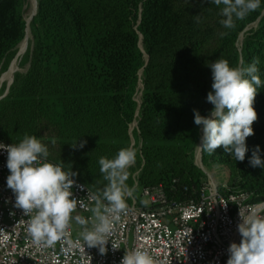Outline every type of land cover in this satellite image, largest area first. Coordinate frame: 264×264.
I'll use <instances>...</instances> for the list:
<instances>
[{"label": "trees", "instance_id": "trees-1", "mask_svg": "<svg viewBox=\"0 0 264 264\" xmlns=\"http://www.w3.org/2000/svg\"><path fill=\"white\" fill-rule=\"evenodd\" d=\"M37 1L33 44L26 56L30 68L15 74L2 104L6 112L15 110L22 131L41 118L58 127L60 153L48 160L77 173L74 177L95 193L107 183L99 158L112 159L128 148V127L138 116L145 159L139 196L143 188L162 184L169 196L188 198L193 186H201L203 174L193 160L202 137L193 110L208 116L214 107L207 101L213 82L208 65L224 58L230 66H247L259 57L258 119L254 135L246 138L244 161H236L222 146L213 155L202 150L201 157L205 165L230 169L233 192L264 199V168L249 163L256 146L264 160V0L231 30L220 24L222 6L211 0ZM26 2L0 0L2 71L26 37ZM224 31L229 34L221 37ZM140 80L138 104L134 95Z\"/></svg>", "mask_w": 264, "mask_h": 264}, {"label": "clouds", "instance_id": "clouds-1", "mask_svg": "<svg viewBox=\"0 0 264 264\" xmlns=\"http://www.w3.org/2000/svg\"><path fill=\"white\" fill-rule=\"evenodd\" d=\"M220 7L224 17L220 24L225 29H234L237 20L245 19L250 13L261 7V0H211ZM199 23L201 16H195ZM221 32V37L227 36ZM260 58L244 66H230L229 61L219 58L208 66L212 71V91L207 94V101L214 107L208 116L194 111V123L202 126V143L200 147L209 155L217 148L223 147L225 153L234 156L237 161H244L248 148L246 138L254 135L253 123L258 119L254 102L258 88L262 86L259 76ZM55 143V141H52ZM86 141L80 144L82 148ZM98 143V142H97ZM0 149L7 152V187L15 195L14 207L21 209L28 217L23 223L27 236L38 249L52 248L58 241L68 235L73 221L81 227L80 236L89 247H97L101 255L106 254V245L113 235L114 225L127 212L126 198L133 196L134 188H129L128 169L136 162L133 148H122L114 158H99L100 173L107 181L102 189L87 195L85 199L73 197V179L77 173L64 170L62 164L48 162L50 155L47 146L35 135L25 134L19 143L5 145ZM249 163L252 167L264 168L260 148L252 151ZM226 205V204H225ZM90 211L85 218L74 215L77 208ZM203 211V210H202ZM15 215V213H11ZM241 222L238 232L241 235L239 244L232 242L228 248L227 264H264V216L255 212L243 215L239 208ZM7 237L0 228V245ZM113 249H118L112 243ZM120 264H162L146 249L139 246L126 249Z\"/></svg>", "mask_w": 264, "mask_h": 264}, {"label": "built area", "instance_id": "built-area-1", "mask_svg": "<svg viewBox=\"0 0 264 264\" xmlns=\"http://www.w3.org/2000/svg\"><path fill=\"white\" fill-rule=\"evenodd\" d=\"M0 143L11 144L1 139ZM6 165L7 152L0 149V228L7 237L0 245V264H120L125 248L137 246L162 264H227L230 244H239L242 238L237 227L241 222L239 208L243 215L255 212L264 216V199L254 201L250 194H236L229 179L209 178L200 187L193 186L188 198L171 197L159 184L143 188L140 198L134 194L126 198L127 212L114 225L106 254L84 243L81 227L75 221L68 235L54 247L38 250L23 223L28 217L14 207L15 195L7 187L10 172ZM73 179V197L84 198L87 203L88 191L94 192L76 177ZM13 212L15 215H11ZM77 214L85 218L92 215L79 207ZM112 243L120 248L113 249Z\"/></svg>", "mask_w": 264, "mask_h": 264}, {"label": "rangeland", "instance_id": "rangeland-1", "mask_svg": "<svg viewBox=\"0 0 264 264\" xmlns=\"http://www.w3.org/2000/svg\"><path fill=\"white\" fill-rule=\"evenodd\" d=\"M38 1L37 0H27L25 6V18L28 21V30L25 39L18 47V52L15 58L11 61L8 69L6 71H2L0 69V137L5 139H11L15 142H19L22 140L25 134L28 135H35L38 139L44 143L50 155H58L60 153L59 150V141L62 140V136L58 135V127L52 125L48 120L45 118H41L40 120H35L31 124V127H26L25 131L21 129V126H18V118L19 116L15 114V110L11 109L6 112L5 106L2 104L4 100L9 99L10 94V87L12 86V81H14V76L16 73H27L30 68V60L26 57L28 51L32 47L33 44V35L31 32V22L34 18V14L37 13ZM29 16V17H28ZM241 42L239 46H241ZM13 70L8 78H5V75ZM142 91H143V84L142 80H140L138 89L134 95L135 101L138 104L142 101ZM13 110V111H12ZM139 118L138 116L130 123L128 127V133L130 136V144L128 148H133L136 152V162L130 168L131 169V179H132V186L129 188H134V195L137 198H140L139 191L141 189L140 184H138V178L142 171L143 165L145 164V159L143 157L142 149L144 145V140L140 137V128H139ZM138 135V136H137ZM201 135L202 128H201ZM55 141L53 143L52 141ZM202 143V137L198 145L194 150V164L196 167L203 172L201 176V181L205 182L209 178L214 179H230L231 171L225 165L214 164L212 166L205 165L202 161L201 151L202 149L198 147ZM228 175V176H227ZM228 177V178H227ZM75 230H78L75 227Z\"/></svg>", "mask_w": 264, "mask_h": 264}, {"label": "bare ground", "instance_id": "bare-ground-1", "mask_svg": "<svg viewBox=\"0 0 264 264\" xmlns=\"http://www.w3.org/2000/svg\"><path fill=\"white\" fill-rule=\"evenodd\" d=\"M28 17H29V16H28ZM12 71H13V70H11L10 72H8V73L5 75V78H8Z\"/></svg>", "mask_w": 264, "mask_h": 264}, {"label": "water", "instance_id": "water-1", "mask_svg": "<svg viewBox=\"0 0 264 264\" xmlns=\"http://www.w3.org/2000/svg\"><path fill=\"white\" fill-rule=\"evenodd\" d=\"M34 15H36V13H35ZM27 24H28V21H27ZM27 30H28V29H27ZM12 83H13V81H12ZM12 83H11V84H12Z\"/></svg>", "mask_w": 264, "mask_h": 264}]
</instances>
